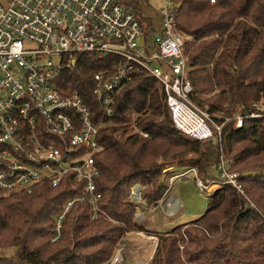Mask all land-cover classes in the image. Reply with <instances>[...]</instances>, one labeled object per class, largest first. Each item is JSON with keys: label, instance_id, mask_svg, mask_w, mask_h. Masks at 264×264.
Listing matches in <instances>:
<instances>
[{"label": "trees", "instance_id": "obj_1", "mask_svg": "<svg viewBox=\"0 0 264 264\" xmlns=\"http://www.w3.org/2000/svg\"><path fill=\"white\" fill-rule=\"evenodd\" d=\"M123 1L141 16L151 37L156 26L142 17L143 0ZM177 2L176 29L184 40L190 98L209 114L230 118L220 138L193 140L176 130L161 84L141 67L115 91L112 116L105 117L92 93V78L109 72L115 59L79 55L60 76L59 86L85 102L99 127L101 150L94 156L99 214L92 220L91 205L74 206L60 239L52 242L55 216L66 200L83 193L82 185L69 178L56 188L41 184L31 193L0 190V248L16 250L12 257L0 256V264H105L124 235L143 229L133 221L134 205L125 200L136 180L147 185L141 196L150 203L160 197L163 187L157 180L165 168L192 166L214 178L220 156L232 161L244 195L228 185L219 187L204 212L159 238L150 264H264V125L245 119L236 128L234 120L238 109L243 115L264 100V0ZM198 153L199 159L187 158ZM187 225L194 226V235L172 236ZM180 242L186 244L182 251Z\"/></svg>", "mask_w": 264, "mask_h": 264}, {"label": "built area", "instance_id": "obj_2", "mask_svg": "<svg viewBox=\"0 0 264 264\" xmlns=\"http://www.w3.org/2000/svg\"><path fill=\"white\" fill-rule=\"evenodd\" d=\"M160 2L159 24L151 37H146L143 24L123 0H7L0 4V190L31 193L41 184L56 188L69 178L83 189L66 200L55 216L52 242L60 239L63 221L74 206L91 205L92 220L99 214L94 161L101 150L99 127L85 102L59 86L60 76L79 55L99 61L115 59L109 72L92 78V93L107 118L112 116L115 91L131 80L135 67H141L161 84L169 119L188 138L219 139L223 124L230 120L220 113L209 114L190 98L184 40L176 29L178 2ZM251 106L253 110L243 115L237 110L236 128L245 119L264 125V100ZM231 166L230 159L220 156L215 165L217 179L242 196L240 175ZM201 184L197 180L208 191ZM130 197L131 203L140 204L134 191Z\"/></svg>", "mask_w": 264, "mask_h": 264}, {"label": "rangeland", "instance_id": "obj_3", "mask_svg": "<svg viewBox=\"0 0 264 264\" xmlns=\"http://www.w3.org/2000/svg\"><path fill=\"white\" fill-rule=\"evenodd\" d=\"M7 0H0V4L4 6L6 4ZM161 6L160 0H143L141 4V10H142V17L144 18H150L154 25L158 27L159 24V8ZM140 20L143 22L141 16H139ZM55 57L53 58V60ZM213 93L207 94L203 96V98H207L212 96ZM194 102V101H193ZM195 103V102H194ZM196 104V103H195ZM124 138L121 137L118 140L120 142ZM201 157V154L198 153V156L196 155H190L187 158H198ZM199 157V158H200ZM198 158V159H199ZM186 165V164H184ZM189 172V174H188ZM162 175H160L159 180L157 182L160 183V185L163 187V190L160 194V197L157 200H154L152 202H147L143 197L142 192L147 191V185L141 184L140 181L136 180L129 191V196L125 199L127 202L131 203L130 196L132 194V191L136 192L137 195L141 198L140 204L134 205V223L138 226L143 228L142 230H135L132 231L133 233H142L143 236L147 237L145 241L149 244L151 247V250L156 248L159 238L162 236H168V233L174 228L176 225L184 223L186 221H190L198 217L202 211L208 208V198L215 192L219 187H222V184H220V180L218 178V174L215 171L211 172V176L214 178L207 177V171L199 172V170L192 166H174L170 165L167 168H165L162 171ZM175 179V180H174ZM197 180L200 181L202 186L206 185V189L208 188V191H205L204 188L199 187L197 185ZM214 181L216 184H212ZM208 182V183H206ZM146 190V191H145ZM183 190V191H182ZM181 192L185 193V199L183 197V201L180 200L182 198ZM191 192V193H190ZM195 194V195H194ZM177 196V197H176ZM193 196V197H191ZM169 201L163 202V200L170 198ZM173 197V198H172ZM196 201V202H193ZM201 203H200V202ZM163 202V203H162ZM180 202L176 207L173 208V204ZM197 203V204H195ZM168 204L172 209L167 211L168 209L165 205ZM193 206V207H192ZM200 206V208H198ZM170 209V208H169ZM203 209V210H202ZM203 211V212H204ZM193 225H187V226H181L180 228H177L175 233H173L172 236H176V233H179L181 235L183 234H192L195 233L192 231ZM130 233V232H129ZM125 236V235H124ZM123 236V237H124ZM148 237H154L155 239H150ZM213 237V236H212ZM123 239V238H122ZM152 241V242H151ZM155 243V247L154 244ZM180 251H182L185 247V243H178ZM122 250L123 253L128 254L129 250H133L132 256L135 257L137 254L134 252L135 249L131 247H127L125 245V242L122 240L116 245L111 258L108 262L105 264H117L116 259L114 258L116 256L117 251L116 250ZM149 249H146L148 251ZM16 253L15 248H0V256L1 257H12ZM131 254V251H130ZM113 257V258H112ZM130 260V259H129ZM111 261V262H110Z\"/></svg>", "mask_w": 264, "mask_h": 264}, {"label": "crops", "instance_id": "obj_4", "mask_svg": "<svg viewBox=\"0 0 264 264\" xmlns=\"http://www.w3.org/2000/svg\"><path fill=\"white\" fill-rule=\"evenodd\" d=\"M180 200L183 201L184 199L181 198ZM178 204H180V202L173 204L174 205V206L172 205L173 208L176 207ZM163 205H165L168 208L166 209L167 211L172 209L171 208L172 206L170 207L168 204H163ZM138 233H133V232L127 233L122 239V241L125 242V245L127 247H131L135 249L134 252L137 255L135 257L132 256V252H133L132 249L129 250L128 252L129 255H127L126 253L124 254L122 250L118 249L116 250L117 253H116V256L114 257L117 261V264H150L155 248L151 250V247L149 246L147 241L142 239L144 237L138 235ZM150 239L152 240L155 238L150 237L149 240ZM153 245L155 247V243ZM146 249H149V250L145 252ZM130 251H131V254H130Z\"/></svg>", "mask_w": 264, "mask_h": 264}, {"label": "bare ground", "instance_id": "obj_5", "mask_svg": "<svg viewBox=\"0 0 264 264\" xmlns=\"http://www.w3.org/2000/svg\"><path fill=\"white\" fill-rule=\"evenodd\" d=\"M188 174H189V172H188ZM175 180V179H174ZM136 193V192H135ZM191 193V192H190ZM136 195H137V193H136ZM195 195V194H194ZM191 197H193V196H191ZM173 198V197H172ZM171 199V197L170 198H167V199H165V200H163V202H167V201H169ZM162 202V203H163ZM193 202H196V201H193ZM200 202V201H199ZM201 203V202H200ZM195 204H197V203H195ZM193 207V206H192ZM198 208H200V206L198 207ZM201 209V208H200ZM203 210V209H202Z\"/></svg>", "mask_w": 264, "mask_h": 264}, {"label": "water", "instance_id": "obj_6", "mask_svg": "<svg viewBox=\"0 0 264 264\" xmlns=\"http://www.w3.org/2000/svg\"><path fill=\"white\" fill-rule=\"evenodd\" d=\"M256 175V173H246L244 176H255ZM262 175H264V174H262Z\"/></svg>", "mask_w": 264, "mask_h": 264}]
</instances>
